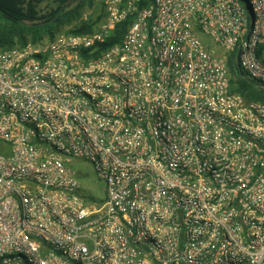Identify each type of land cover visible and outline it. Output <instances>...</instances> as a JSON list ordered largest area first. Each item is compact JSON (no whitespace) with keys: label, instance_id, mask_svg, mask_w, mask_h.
<instances>
[{"label":"built area","instance_id":"built-area-1","mask_svg":"<svg viewBox=\"0 0 264 264\" xmlns=\"http://www.w3.org/2000/svg\"><path fill=\"white\" fill-rule=\"evenodd\" d=\"M142 1L0 49V264H264V0Z\"/></svg>","mask_w":264,"mask_h":264},{"label":"trees","instance_id":"trees-1","mask_svg":"<svg viewBox=\"0 0 264 264\" xmlns=\"http://www.w3.org/2000/svg\"><path fill=\"white\" fill-rule=\"evenodd\" d=\"M93 0H59L60 4L78 2L76 7L63 15L48 18L39 11V4L43 0H0V49L8 50L16 47H25L28 44H39L45 40L52 41L61 33V29L70 25L79 14V9L85 4L93 5ZM154 0H143L140 7L149 6ZM104 6V3H103ZM56 13V10H54ZM105 15L103 7L102 16L98 20H88L69 29L68 35H84L93 33L97 25ZM134 17L128 18L119 24L112 35L99 49L91 55L96 58L117 44H120L125 33L133 24ZM229 67L231 73V91L242 96L249 102H264V92L257 90L239 72L236 66V55L229 56Z\"/></svg>","mask_w":264,"mask_h":264},{"label":"rangeland","instance_id":"rangeland-1","mask_svg":"<svg viewBox=\"0 0 264 264\" xmlns=\"http://www.w3.org/2000/svg\"><path fill=\"white\" fill-rule=\"evenodd\" d=\"M93 5L85 4L82 8H80L79 14H77V19H75L70 25L61 29V34H66V32L79 25L80 23L88 20L96 21L100 16H102L103 11V3L105 0H93ZM68 5V6H67ZM77 4H60L59 0H43L42 3L39 4V11L43 16H48V18H52L54 16L62 17L72 9L76 7ZM56 10V13H54ZM101 18V17H100ZM104 18V17H103ZM103 20V19H102ZM204 41L210 47H213L212 41L203 37ZM217 55H223L225 52L218 47H214ZM75 168L79 171L83 172L86 176L81 180L82 187L85 189L86 194L95 199L97 202H101L106 196V185L105 182L98 178L95 173L93 167L90 164L84 163H76Z\"/></svg>","mask_w":264,"mask_h":264}]
</instances>
